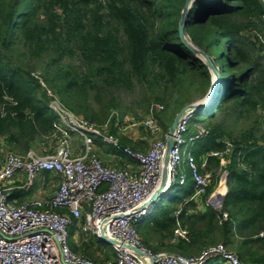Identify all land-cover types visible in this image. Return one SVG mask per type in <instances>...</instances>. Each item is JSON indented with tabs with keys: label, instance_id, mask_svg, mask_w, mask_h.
<instances>
[{
	"label": "trees",
	"instance_id": "16d2710c",
	"mask_svg": "<svg viewBox=\"0 0 264 264\" xmlns=\"http://www.w3.org/2000/svg\"><path fill=\"white\" fill-rule=\"evenodd\" d=\"M184 4L185 0H0V153L24 155L36 144L52 150L65 132L49 110L46 90L30 68L23 67L24 59L45 58L41 80L46 89L90 124L103 126L110 117L107 132L118 139L112 129L117 121L115 93L138 85L147 89L155 104L170 110L194 101L186 100L192 87L204 96L211 85L210 73L178 37ZM263 17L264 0H195L188 12L184 34L209 57L221 81L214 101L202 112L205 118L193 121L187 132L194 136L195 123L204 126L206 135L188 152L199 173H210L211 182L201 197L205 212L198 211L188 178L185 186L171 189V195L138 221L141 246L152 254L191 257L222 245L234 252L239 264H264V238L258 237L264 231V65L252 63L240 43L243 31L256 25L264 34ZM221 40L228 44L225 53L217 52ZM73 55L78 66L64 63ZM161 113L156 119L165 134L168 125ZM243 115L250 118V128L236 137L227 135L225 120ZM119 141L133 151L146 149ZM225 142L231 151L221 167L212 153H224ZM122 156L125 163L134 162ZM224 170L227 190L221 207L215 209L206 202ZM224 213L228 218L223 221ZM178 228L186 231L187 239L172 242ZM71 248L100 264L115 261L112 247L97 239L80 237ZM96 255L98 259L90 258ZM224 263L217 257L208 261Z\"/></svg>",
	"mask_w": 264,
	"mask_h": 264
},
{
	"label": "built area",
	"instance_id": "2783aa9c",
	"mask_svg": "<svg viewBox=\"0 0 264 264\" xmlns=\"http://www.w3.org/2000/svg\"><path fill=\"white\" fill-rule=\"evenodd\" d=\"M32 76L46 90L50 98L49 110L56 115L65 132L56 147L43 154L33 150L23 156L7 153L2 157L0 154V264H100L73 252L70 227L76 229L75 237H82L84 241L100 240L103 232L110 240L148 254L154 264H208L216 257L227 264H239L235 255L222 245L209 247L196 257L168 252L152 254L141 246L136 224L152 211L154 205L139 209L158 188L163 170L166 133L156 119V114L163 111V105H150L145 119L136 124L153 136L160 135V138L154 137L147 152L142 153L122 146L118 138L107 133L106 124L103 127L90 124L67 110L37 75ZM202 112L186 110L177 121L167 167V192L177 186L175 183L185 186L189 178L194 196L201 198L210 185V173H199L194 156L188 152L189 147L206 135L204 129L196 127L197 133L187 137L196 114ZM67 131L81 139L82 150L77 155L73 154ZM93 137L134 160L137 168L125 166L118 169L105 165L93 150ZM225 145L224 153H212L220 159L221 167H225L224 159L231 151V145L228 142ZM184 162L189 170L188 177L180 172ZM19 172H24L26 178L23 185L16 187L14 179ZM40 173L58 178L51 198L22 204L9 199L10 192L18 187L28 191ZM227 175V171H222L219 180L226 183ZM102 186L106 189L99 191ZM227 218L224 213L222 220ZM173 235L172 242L187 239L186 231L180 228ZM258 237L264 238V231ZM112 249L115 261L107 264H146L124 246L116 244Z\"/></svg>",
	"mask_w": 264,
	"mask_h": 264
},
{
	"label": "rangeland",
	"instance_id": "374dc122",
	"mask_svg": "<svg viewBox=\"0 0 264 264\" xmlns=\"http://www.w3.org/2000/svg\"><path fill=\"white\" fill-rule=\"evenodd\" d=\"M194 1L195 0H192L191 7L193 6ZM158 27H159V24L157 23V29H158ZM258 29H259V26L256 25V28H250L249 30L243 31V33H242L243 37L240 39V43H241V47L245 50L246 54L249 56V59L251 60L252 63L264 65V34H262ZM185 37L188 41H190L188 36L185 35ZM227 45L228 44H225V41H223V40L219 41L218 45H217V46H219L217 49V52L221 53L223 51V49H227ZM222 53H225V52H222ZM45 62H46L45 58L42 59L41 61H32V62L29 61L28 59H26V60L24 59L22 65H23V67L30 68V70L32 72L31 74L37 75L41 79L43 66H44ZM64 63L65 64L70 63L72 66H78L79 60H78L77 55H73V56H69L68 58H66ZM201 63L203 65H205L207 67V70H208V66L206 65V63L205 62H201ZM232 73H233V75H237L236 70H233ZM41 82H42V80H41ZM194 89H195L194 87L189 89L190 95L188 93L186 100L190 99V97L192 100H194L193 102H197V101L202 99V97H203L202 93L201 92L195 93ZM114 97H115V101H116V105H117L118 109H117V111L113 112L114 116H116V118H117V121L113 124L112 129L115 130L116 136H117V134H120V135L121 134H133L138 139L139 143H141V144L143 143V147H146V150L144 152H147V150L149 149L148 143H150L152 140H154V137H156L157 135H155V136L151 135L143 126H137L136 124L138 122H142L145 119L147 109L149 108L150 105H153L156 102H154L151 99L152 97L149 95V92L147 91L146 88L140 87L138 85H134L133 87H130L129 89L115 93ZM187 102L188 101H183L182 104H184V106H186V105H188ZM161 105H163L164 109H163V113H161L160 115L164 118V120L166 121V124L169 127V125L172 122L173 117L184 106L180 107V108L174 107L173 110L172 109L170 110V109H166V106L164 104L161 103ZM206 110H208V109H206ZM204 115L205 114H203V115L202 114H196V119L197 120L198 119H204L205 118ZM169 117H171V120H169L170 119ZM109 120H110V117L106 121V131L109 128ZM168 120L170 122H168ZM222 126H223V131H225V133L227 135H231L232 137H236L239 133L250 128L251 120L249 117L247 118L246 115H243L242 118L236 119V120H234L232 118H227ZM196 127L199 129H204V126L202 124H200L199 122L195 123L194 128H196ZM157 138H160V135H158ZM93 140L95 142L94 148L95 147L103 148V149H96V150L93 149L94 152L100 157V159L102 161H103V159L105 160V157L112 159L111 163H108V162H103V163L107 166H112V167L114 165H116L114 167L121 169L122 167H120V166L122 165V161H121L120 157H123L122 155H124V154H122L119 151L114 150L110 145L102 143L97 137H93ZM47 141H48V147H52L53 139L50 138ZM69 143L71 146L80 147L79 142L76 139L72 142H69ZM44 147L45 146H43V145L36 144L34 146L33 151H35L36 153H39V154H43L44 152L50 151L49 148H44ZM140 147H142V146H140ZM140 152L144 153L143 151H140ZM7 153H11V152H6L5 150H3V151H1L0 154L3 157ZM114 153L118 154L120 157H118ZM16 155L23 156V155L17 154V153H16ZM112 156L115 159H113ZM116 156H117V159H116ZM113 160H114V162H113ZM41 174L42 173H40L36 176L35 182H36V179ZM175 185L178 186V183H175L174 186ZM177 186H175V187H177ZM222 186L225 187V189H226V183H224L223 180L220 181L219 185L216 186V188L213 190V193L210 195V198L216 194L222 195L223 194ZM170 193H172V191L166 193L165 195L166 196L171 195ZM224 194H226V192H224ZM170 199L171 198L168 197V198H166L165 201L169 202ZM157 203H159V202H157ZM75 234H76V229L74 227H70L69 228V240H70L71 244L78 243V240L80 239V238L77 239V237H75ZM226 250L228 251V249H226ZM102 252L104 253L103 250H102ZM102 252H101V254L103 255ZM196 256H198V255H193L191 257H196ZM90 258L98 259V256L97 255H96V257L90 256ZM109 258H110V261H114L113 257H109ZM224 264H227V263H224Z\"/></svg>",
	"mask_w": 264,
	"mask_h": 264
},
{
	"label": "water",
	"instance_id": "95a60500",
	"mask_svg": "<svg viewBox=\"0 0 264 264\" xmlns=\"http://www.w3.org/2000/svg\"><path fill=\"white\" fill-rule=\"evenodd\" d=\"M191 4H192V0H185V4H184L183 9L181 11L180 19L178 21V37H179V41H180L181 45H183L185 47V49H187L199 61L205 62L206 65L208 66V71H209L210 76H211V85H210V88L208 90L210 92L211 88H213L212 89L213 95L210 97V99H208L206 97L207 95L205 94L201 100L184 106L173 117L172 122L169 125L167 132H166L165 154H164L163 170H162V174H161L160 184H159L158 188L155 190V192L150 196V198L143 205H141V207L139 209L140 211L144 210L147 206H149V205L153 206L155 203L162 200L163 197L165 196L166 192H167V191H165V187L167 184V175H168L167 167H168V163H169L170 152H171V149L173 146L172 136H173V133L175 131L176 124H177L179 117L186 110H195L196 112H201L205 109H208L210 107V105L212 104V102L214 101V98H215L216 93H217V89H218L220 82H221L218 71L212 65L208 56L202 50H200L195 45H193L190 41H188L185 37L183 27H184L185 19L188 15L190 8H191ZM209 92H208V94H209ZM99 241L104 243L107 246H110V247H112L113 245H116V244L124 246L126 249L131 250L134 253H136L142 259V261L145 262L146 264L147 263L148 264H154V261L151 259V257L148 254L142 252L140 249H138L136 247H131L128 245L120 244L117 241L110 240V239L106 238V236L104 235L103 232H102V236H101Z\"/></svg>",
	"mask_w": 264,
	"mask_h": 264
},
{
	"label": "crops",
	"instance_id": "0c3cea01",
	"mask_svg": "<svg viewBox=\"0 0 264 264\" xmlns=\"http://www.w3.org/2000/svg\"><path fill=\"white\" fill-rule=\"evenodd\" d=\"M118 137L123 142L126 141L132 147L137 146L139 148V146H142V144H143V143L142 144L139 143L138 139L133 134H121V135L119 134ZM187 137L189 138L191 136H188V134H187ZM75 139L78 140L80 147H76V146H71V147L73 150V154L77 155L82 150V142H81V139H79V136H77L75 134H73V136H71L70 142L74 141ZM96 149H103V148L95 147V150ZM114 154L117 155L118 157H120L118 154H116V153H114ZM117 156H116V159H117ZM112 158H113V156H112ZM113 159H115V158H113ZM124 159L121 158L122 165L120 167L123 168L125 166H129L132 169L137 168V163L135 161L134 162L132 161L128 164V163H125L126 159L125 160ZM103 162L111 163L112 159L105 157V160L103 159ZM113 162H114V160H113ZM114 166H116V165H114ZM180 170H181V173H183L184 175L187 174L188 168H187L185 162L182 163ZM25 178L26 177H25L24 172H19L14 179V184H16V187L19 185H23V183L25 182ZM58 182L59 181H58L57 177H55L49 173H42L36 179V182L34 181L32 187L28 191H25V190L19 188L20 187L19 186L17 189L12 190L10 192L9 199L11 201L17 203V204L28 203V202H31V201L37 200V199L48 200L49 198H51L53 196L54 192L56 191ZM189 184L192 185L191 182H189ZM226 190H227V188L225 189V192H226ZM224 197H225L224 193L222 195L216 194L211 198L209 197L207 202H206L207 203L206 205L211 206L215 209H219L221 206V203L223 202ZM194 199H195V202H197V204H198V211L205 212L206 206L201 203L202 198L194 196Z\"/></svg>",
	"mask_w": 264,
	"mask_h": 264
},
{
	"label": "bare ground",
	"instance_id": "6f19581e",
	"mask_svg": "<svg viewBox=\"0 0 264 264\" xmlns=\"http://www.w3.org/2000/svg\"><path fill=\"white\" fill-rule=\"evenodd\" d=\"M212 89H213V88H211L210 92H209V90H207V92H206V93H207V94H206V95H207L206 97H207L208 99H210V97L213 95V92H212L213 90H212ZM208 92H209V94H208ZM208 101H209V100H208ZM222 189H223V193H224V192H225V187L222 186ZM150 207H151V206H149V208H150Z\"/></svg>",
	"mask_w": 264,
	"mask_h": 264
}]
</instances>
